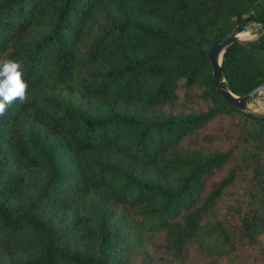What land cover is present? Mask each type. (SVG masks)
<instances>
[{"label": "trees", "instance_id": "1", "mask_svg": "<svg viewBox=\"0 0 264 264\" xmlns=\"http://www.w3.org/2000/svg\"><path fill=\"white\" fill-rule=\"evenodd\" d=\"M240 24L264 0H0V264H264V117L206 57ZM220 66L250 92L264 36Z\"/></svg>", "mask_w": 264, "mask_h": 264}, {"label": "water", "instance_id": "2", "mask_svg": "<svg viewBox=\"0 0 264 264\" xmlns=\"http://www.w3.org/2000/svg\"><path fill=\"white\" fill-rule=\"evenodd\" d=\"M250 34V38L244 39L241 36ZM264 36V25L257 24H240L236 25L224 37L214 41L206 52L211 76L212 87L214 91L226 102L233 106L239 112L247 110L248 103L258 94L264 91V82L254 87L250 92L243 96H236L225 88H221V83L224 82V76L220 66L222 55L226 50L235 44L244 45L250 42H255Z\"/></svg>", "mask_w": 264, "mask_h": 264}, {"label": "clouds", "instance_id": "3", "mask_svg": "<svg viewBox=\"0 0 264 264\" xmlns=\"http://www.w3.org/2000/svg\"><path fill=\"white\" fill-rule=\"evenodd\" d=\"M24 60L0 56V116L15 103H25L28 99V83L25 77Z\"/></svg>", "mask_w": 264, "mask_h": 264}, {"label": "rangeland", "instance_id": "4", "mask_svg": "<svg viewBox=\"0 0 264 264\" xmlns=\"http://www.w3.org/2000/svg\"><path fill=\"white\" fill-rule=\"evenodd\" d=\"M250 38V36H249ZM241 113H250L256 116L264 117V91L255 96L247 105V110ZM209 131V130H207ZM264 236V235H263Z\"/></svg>", "mask_w": 264, "mask_h": 264}, {"label": "bare ground", "instance_id": "5", "mask_svg": "<svg viewBox=\"0 0 264 264\" xmlns=\"http://www.w3.org/2000/svg\"><path fill=\"white\" fill-rule=\"evenodd\" d=\"M249 36H250V34H245V35L241 36V38L247 39V38H249Z\"/></svg>", "mask_w": 264, "mask_h": 264}]
</instances>
